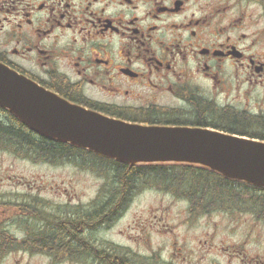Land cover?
I'll return each instance as SVG.
<instances>
[{"label":"flooded vegetation","instance_id":"flooded-vegetation-1","mask_svg":"<svg viewBox=\"0 0 264 264\" xmlns=\"http://www.w3.org/2000/svg\"><path fill=\"white\" fill-rule=\"evenodd\" d=\"M257 23L264 24V0H0V62L110 117L214 126L210 113L250 111L249 96L264 92ZM196 104L205 108L203 121L192 115ZM9 115L0 108L3 125ZM190 202V210L199 211L189 210L193 219L217 210L229 214L225 230L239 239L215 250L224 264H264V190ZM40 207L30 193L0 199L2 230L18 222L23 235L11 238L30 239L54 226Z\"/></svg>","mask_w":264,"mask_h":264},{"label":"rangeland","instance_id":"rangeland-1","mask_svg":"<svg viewBox=\"0 0 264 264\" xmlns=\"http://www.w3.org/2000/svg\"><path fill=\"white\" fill-rule=\"evenodd\" d=\"M257 24L255 28L264 38V24ZM248 107L247 113L264 116V92L249 96ZM186 117L189 119V115ZM77 165L67 161L52 164L22 156L11 148H0V199L17 200L19 194L30 193L41 204V213L55 228L70 225L69 220H76L86 211L98 210L92 221L85 223L86 228L72 226L71 237H77L78 241L76 248L72 247L70 251L80 250L76 255L62 253L54 258L48 251L35 249L26 254L13 248L11 240L16 239L9 237L11 240L6 246L0 236V264H13L17 260L20 264H108L100 256L110 252L112 247L124 250L133 261H144V264H150L148 259L155 260L151 264H161L158 261L224 264V257L215 250H223L227 244L239 239L225 230L229 222L226 211L201 214L196 219L187 214L191 200L182 194L192 193L195 188H166L161 176L143 174L127 184L126 188H134L132 192L120 196L119 183H107L113 179V173L104 176ZM233 189L234 195L247 190L215 188L219 194L217 198L228 200L230 194L227 192ZM113 194L114 200L105 205ZM112 207V214L105 216ZM90 217L86 215V219ZM20 227L22 225L16 222L6 228L10 236L22 237Z\"/></svg>","mask_w":264,"mask_h":264},{"label":"water","instance_id":"water-1","mask_svg":"<svg viewBox=\"0 0 264 264\" xmlns=\"http://www.w3.org/2000/svg\"><path fill=\"white\" fill-rule=\"evenodd\" d=\"M0 106L37 133L129 164H189L264 188V140L222 130L129 123L44 90L0 63Z\"/></svg>","mask_w":264,"mask_h":264},{"label":"trees","instance_id":"trees-1","mask_svg":"<svg viewBox=\"0 0 264 264\" xmlns=\"http://www.w3.org/2000/svg\"><path fill=\"white\" fill-rule=\"evenodd\" d=\"M202 104H196L194 106L193 116L199 121L201 119L199 113L204 110ZM208 115V114H207ZM210 117L215 120L217 125L214 128L225 130L230 133L239 135H247L250 137L264 140V116L263 114H252L247 112H231V113H210ZM10 117L12 115H9ZM197 116V117H196ZM202 116V115H201ZM10 121V118H8ZM14 119V120H12ZM20 122L13 116L11 117L10 124L3 125L0 122V148L13 149L17 154L28 156L37 160H49L53 163H58L62 160L68 159L81 168L89 169L90 171H96L97 174L107 176V173H113V179L110 182L119 183L121 191L119 195H123L125 192H132L134 188H126L127 184H130L132 180L143 174H150L155 176H161L166 184V188H195L194 192L183 193L192 201H217L222 200L217 198L219 194L215 191V188H255L245 182L231 180L223 177L217 172H214L208 168L201 166H194L188 164H158V165H134L129 167L127 164L116 162L115 160L105 158L95 153L77 149L73 146H69L60 142L43 139L42 141L36 140L32 133L26 128L23 129ZM187 120L182 122L174 121L168 124L176 125H189ZM8 124V125H7ZM191 124V123H190ZM200 126H207L206 124H200ZM78 159V160H76ZM107 180V178H106ZM114 180V182H113ZM125 187V188H122ZM258 189V188H255ZM235 193L233 189L232 192ZM238 196V193L236 194ZM115 195H110L108 201L112 202ZM108 206V205H107ZM112 209L107 212V215L112 214ZM92 221V218L86 219V216H80L76 220H69V224H64L61 228H55L54 226H43L41 233L26 241H13V248L16 247H29L32 250H45L53 255L55 258L62 253L67 255H76L77 251H70L72 247L76 248V238L71 237L72 226L86 227L85 223ZM60 227V226H59ZM77 233V232H76ZM79 234V233H78ZM82 235V234H79ZM0 236L3 238V243L7 246L6 242L10 239L5 235L4 230L0 226ZM21 242V243H18ZM68 250V251H67ZM110 252L101 255V259L108 264H144L136 259L133 261L132 256L128 255L124 250L112 247ZM125 252V253H124ZM100 253H98L99 255ZM56 255V256H55ZM96 257V256H94Z\"/></svg>","mask_w":264,"mask_h":264}]
</instances>
